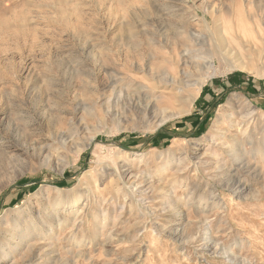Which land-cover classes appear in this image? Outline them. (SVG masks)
<instances>
[{"label": "rangeland", "instance_id": "rangeland-1", "mask_svg": "<svg viewBox=\"0 0 264 264\" xmlns=\"http://www.w3.org/2000/svg\"><path fill=\"white\" fill-rule=\"evenodd\" d=\"M0 264H264V0H0Z\"/></svg>", "mask_w": 264, "mask_h": 264}, {"label": "bare ground", "instance_id": "bare-ground-1", "mask_svg": "<svg viewBox=\"0 0 264 264\" xmlns=\"http://www.w3.org/2000/svg\"><path fill=\"white\" fill-rule=\"evenodd\" d=\"M222 41V40H221ZM223 42V41H222ZM224 45V44H223ZM221 46H219L217 49H219ZM224 50V52H227L226 50H225V46L224 47H222L221 49H220V51L219 52H221L222 53V51ZM190 53H194V51H186L185 53H184V56H186V55H189ZM165 62H166V60H165ZM184 65H185V62H184ZM158 69H155L154 71L152 70V74H155V75H153L152 76V74H151V76L152 77H156V82H157V84L158 85H161L162 83H168V84H171V85H180L181 87H183L184 86V84H185V86H186V83L189 81V79H190V76H189V74H181L180 76L181 77H179V78H181L180 79V83H178V81L179 80H177L176 78H171L170 79V77H168L167 76V73L166 72H164L163 70H161V69H163V68H161V67H157ZM184 81V82H183ZM139 89H143L142 87H138ZM93 142V139H91V141H90V143H92Z\"/></svg>", "mask_w": 264, "mask_h": 264}]
</instances>
